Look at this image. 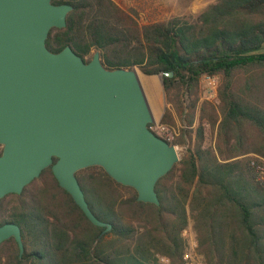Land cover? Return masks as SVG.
<instances>
[{
    "label": "trees",
    "instance_id": "1",
    "mask_svg": "<svg viewBox=\"0 0 264 264\" xmlns=\"http://www.w3.org/2000/svg\"><path fill=\"white\" fill-rule=\"evenodd\" d=\"M51 2L72 9L46 47L69 46L85 62L98 51L106 68L162 75L169 106L159 121L171 129L172 111L181 114L187 128L167 141L188 145L156 182L159 204L138 201L100 166L75 173L92 213L111 224L100 236L104 227L44 168L0 199V225L16 223L24 245L19 256L16 240H3L0 264H159L157 254L182 264L189 224L205 264H264V177L252 164L264 160V0H214L143 25L113 0ZM203 74L219 77L216 104L200 98ZM206 126L215 128L210 145Z\"/></svg>",
    "mask_w": 264,
    "mask_h": 264
},
{
    "label": "water",
    "instance_id": "2",
    "mask_svg": "<svg viewBox=\"0 0 264 264\" xmlns=\"http://www.w3.org/2000/svg\"><path fill=\"white\" fill-rule=\"evenodd\" d=\"M71 9L0 0V199L51 166L88 220L104 227L100 236L111 224L92 213L75 173L100 166L134 188L138 201L159 204L155 185L179 161L178 146L150 129L155 118L135 67L109 69L98 51L85 62L69 46L46 47L49 30L65 26ZM10 237L22 256L20 227L5 222L0 243Z\"/></svg>",
    "mask_w": 264,
    "mask_h": 264
},
{
    "label": "rangeland",
    "instance_id": "3",
    "mask_svg": "<svg viewBox=\"0 0 264 264\" xmlns=\"http://www.w3.org/2000/svg\"><path fill=\"white\" fill-rule=\"evenodd\" d=\"M116 4H118L121 8L124 10L130 12L133 16V18L136 20L138 25H143L146 23L154 22L157 20H165L171 16L175 15H189V13L196 14L198 13L202 8H204L205 4L212 2L214 0H113ZM260 51H264V44ZM95 51H92L91 55ZM137 69L140 81L142 83V86L144 88L146 96L152 91L153 94H155V97H157V94L159 95V98H162V83L160 80V74L158 75H145L143 74L138 67L134 66ZM219 83V80H218ZM200 92V98L206 99L208 101H211L212 103H217L216 95L208 97V94L205 92L204 88L199 87ZM164 98V93H163ZM165 101V98H164ZM184 103L187 105L186 96L184 95ZM169 105L165 101V108ZM164 108V109H165ZM155 118V117H154ZM172 119L173 123L170 124L171 129L163 123H161L159 120L156 119L155 121L159 122L160 124H163L168 127L170 131L175 132L174 138H179L182 128H187V125L184 122L183 116L181 114L176 113L175 111H172ZM169 125V124H168ZM215 138V128L211 126H206V137H205V144L210 145L213 144ZM178 146V154H179V160L186 153L188 141L187 138H183V141H180L179 143H174ZM260 164H264V160L257 161ZM94 173H97V171H93ZM259 177L263 178L264 175L259 172ZM186 229V235H182L185 238L186 241V248H188V238H195V233L189 224ZM183 229V230H184ZM183 232V231H182ZM197 244V241H196ZM197 247V245H196ZM197 251V249H196ZM198 253V252H197ZM203 263H205L201 257V255L198 253ZM159 256H165L161 254H157L156 257L158 259L159 264ZM167 257V256H166ZM183 264V262H182Z\"/></svg>",
    "mask_w": 264,
    "mask_h": 264
},
{
    "label": "built area",
    "instance_id": "4",
    "mask_svg": "<svg viewBox=\"0 0 264 264\" xmlns=\"http://www.w3.org/2000/svg\"><path fill=\"white\" fill-rule=\"evenodd\" d=\"M219 77L217 75L203 74L200 77L201 87L204 88L205 92L208 94V97L216 95V89L218 85ZM150 129L156 134L162 136L166 140H173L175 132L170 131L167 126L160 124L157 121L150 123ZM252 164L255 168L264 175V164L252 161ZM182 235H186V229L183 230ZM188 248L184 250L182 255L183 264H205L202 262L200 256L196 251V240L195 238H188ZM159 261L161 264H170L169 258L166 256H159Z\"/></svg>",
    "mask_w": 264,
    "mask_h": 264
},
{
    "label": "crops",
    "instance_id": "5",
    "mask_svg": "<svg viewBox=\"0 0 264 264\" xmlns=\"http://www.w3.org/2000/svg\"><path fill=\"white\" fill-rule=\"evenodd\" d=\"M207 4H205L204 6H206ZM153 92L151 91L147 95V99L149 101L154 117L156 119H160L163 114L164 108H165V101L163 98V93H162V98H159V95L157 94V97H155V94H153Z\"/></svg>",
    "mask_w": 264,
    "mask_h": 264
},
{
    "label": "flooded vegetation",
    "instance_id": "6",
    "mask_svg": "<svg viewBox=\"0 0 264 264\" xmlns=\"http://www.w3.org/2000/svg\"><path fill=\"white\" fill-rule=\"evenodd\" d=\"M0 149H2V146H0Z\"/></svg>",
    "mask_w": 264,
    "mask_h": 264
}]
</instances>
